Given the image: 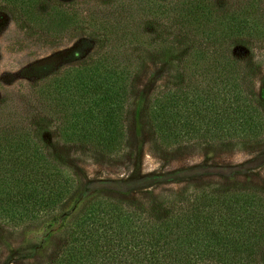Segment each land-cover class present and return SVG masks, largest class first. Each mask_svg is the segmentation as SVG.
<instances>
[{
    "label": "trees",
    "instance_id": "1",
    "mask_svg": "<svg viewBox=\"0 0 264 264\" xmlns=\"http://www.w3.org/2000/svg\"><path fill=\"white\" fill-rule=\"evenodd\" d=\"M0 6L48 44L80 31L101 38L87 59L38 69L18 101L0 104V226L46 230L43 257L61 240L48 260L30 264H264V184L192 180L142 198L85 192L42 138L52 129L62 146L121 165L132 151L135 86L157 56L167 80L141 109L152 153L211 158L263 146L255 82L264 0H120L108 11L72 0Z\"/></svg>",
    "mask_w": 264,
    "mask_h": 264
},
{
    "label": "rangeland",
    "instance_id": "2",
    "mask_svg": "<svg viewBox=\"0 0 264 264\" xmlns=\"http://www.w3.org/2000/svg\"><path fill=\"white\" fill-rule=\"evenodd\" d=\"M89 2L96 9L111 10L120 0H72ZM92 6V7H93ZM101 38L86 31L77 32L59 43H46L38 37L25 35L14 21L13 14L0 6V104L4 100L18 101L43 72L40 68L59 69L68 63L85 60L98 50ZM167 65L160 57L145 63L144 73L136 84L137 101L128 123L132 140L131 155L121 165L113 161L94 160L80 151L68 149L57 142L52 129L42 132V138L65 165L77 173L85 192L106 191L130 194L136 198L178 190L190 181H222L232 177L238 182L264 184V145L252 151L227 152L208 158L193 153L165 160L150 151L142 110L157 87L167 80ZM26 89V90H25ZM258 97L264 100V65L255 82ZM54 229V228H53ZM11 229L0 226V264H24L48 260L60 247L54 238L43 257L41 246L46 230Z\"/></svg>",
    "mask_w": 264,
    "mask_h": 264
}]
</instances>
